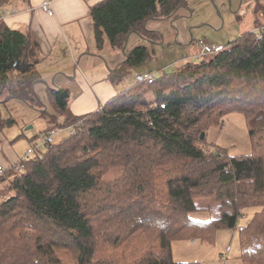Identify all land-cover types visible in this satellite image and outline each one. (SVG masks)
<instances>
[{
    "label": "trees",
    "instance_id": "16d2710c",
    "mask_svg": "<svg viewBox=\"0 0 264 264\" xmlns=\"http://www.w3.org/2000/svg\"><path fill=\"white\" fill-rule=\"evenodd\" d=\"M14 1L0 0V14ZM185 4L103 0L89 10L96 47L106 39L113 50L123 49L129 34L143 36L147 21L170 18ZM256 10L264 16V0ZM254 26L221 51L161 71L150 85L136 83L91 114L73 116L68 91L48 87L60 123L34 92L40 78L33 67L24 74L13 68L35 61L34 44L0 18V107L22 101L47 120V132L75 127L42 153L21 158L20 172L14 164L0 176V264H64L58 253L71 254L66 264H197L174 262L172 243H214L220 229L238 233L243 264H264V25ZM147 58L146 47H135L110 80L120 83ZM1 108L0 132L15 122L2 118ZM232 113L246 119L252 154L205 153L199 133ZM109 167L122 171L114 185L103 181ZM206 199L217 217L190 219L211 211L196 205ZM249 209L257 211L238 227ZM147 231L154 235L151 249L121 263L113 257Z\"/></svg>",
    "mask_w": 264,
    "mask_h": 264
},
{
    "label": "crops",
    "instance_id": "0c3cea01",
    "mask_svg": "<svg viewBox=\"0 0 264 264\" xmlns=\"http://www.w3.org/2000/svg\"><path fill=\"white\" fill-rule=\"evenodd\" d=\"M42 1L44 0L14 1L2 7L0 18L8 28L22 33L34 44L35 49L32 51L36 56L35 61L22 63L31 64V68L33 67L38 74L40 79L34 85V92L43 104L46 114L56 116L57 122L63 121V118L57 116L51 107L47 96L48 87L68 91L70 96L68 109L73 116L79 117L96 112L119 93L129 91L135 86V72L141 70L132 69L128 75L131 79L125 82L126 77L120 82L122 84L119 88L117 85L120 83L114 84L110 80L111 73L125 62L126 54L135 47L144 46L147 49L151 45L157 44L156 46L162 47L168 44V51L175 56L177 53L178 56L186 54V57H180V60H186L185 63L200 60L198 57L200 50L195 46L189 26L179 19V9L167 18L168 20L147 21L143 36L129 34L123 49L113 50L105 39L102 48L98 50L89 10L103 0H47L51 4L52 16L41 9ZM9 9H14V13L4 15L3 12ZM256 18L253 12L245 15L240 27L242 34L252 30ZM212 45L225 46L221 43ZM177 60L169 66L176 64ZM162 69L166 68L148 72L156 75L165 71ZM37 113L40 118V112ZM13 124H16V121ZM25 125L23 130L6 127L0 132V167L4 170L24 156L26 151L19 150L20 144L28 142L30 147L38 140V138L33 140L35 136L33 134L34 131L39 133L41 130L30 131L25 129ZM49 126L51 125L45 120V126L42 127L45 131L41 133L46 134ZM240 219L239 222L242 221Z\"/></svg>",
    "mask_w": 264,
    "mask_h": 264
},
{
    "label": "rangeland",
    "instance_id": "374dc122",
    "mask_svg": "<svg viewBox=\"0 0 264 264\" xmlns=\"http://www.w3.org/2000/svg\"><path fill=\"white\" fill-rule=\"evenodd\" d=\"M260 2L261 0H185L186 4L179 8L178 16L179 19H182V21L189 26L197 48H199L198 43L200 41H204L208 44L221 43L227 45L240 37L242 34L240 30L241 21L245 18V15H248L250 12H253L255 18L259 15L257 17L259 20L257 18L255 20H258L264 25V16H262L260 11L256 10V5ZM165 20L168 19H162V21ZM252 30H255L254 22ZM156 45L147 46L148 58L143 64L134 68V70H141V72H135L134 76L138 73L148 72L149 70L157 72V70L163 67L166 69L162 70H165L166 73H171L186 62V60H180V57H186L185 53L183 55L181 54V56H178L177 53V56H175L174 53L168 51V44L162 45V47ZM206 57L207 56H204L203 58ZM176 59H178V62L169 66L172 62L176 61ZM130 79L131 78L127 77L125 82ZM121 84L122 83L117 85V88H119ZM7 105L2 108L0 107L1 116L4 119L12 118L16 121V124L10 126L11 128H21L23 130L26 124L25 129L31 128L29 129L30 131L35 129L41 130L39 133L43 132L45 128L42 127L45 126V120L44 118L38 117L39 114L37 111L28 107L20 100H10ZM223 119L224 120H220L214 127H206L205 130L199 133V136L201 133H204L203 141L207 142L206 144L203 143L205 153L210 154L214 152L217 154L219 150L230 158L252 154L251 141L245 117L239 113H232ZM223 125L224 128H222ZM32 126H34V128H32ZM37 126H40L42 129ZM49 129L50 126L48 127V130ZM56 131L57 134L53 139V143L68 136L67 130L62 131L58 128ZM34 133L33 135L39 134L37 131H34ZM27 143L28 142H24L23 145L20 144L21 148L19 150L23 149L26 151V149L29 148V143L28 146H26ZM217 147L219 148L217 149ZM120 178H123L122 171L118 168L109 167L103 176V181L114 185V183H117L119 180L121 181ZM196 205L209 206L211 207V211H197L191 213L189 215L190 219L206 223L210 221L211 218L215 219L217 217L214 214L215 203H213L211 199L198 200ZM138 208L134 211L136 212ZM255 211L257 210H242V218L240 217L242 221L238 222V227L249 222ZM151 232L152 231H147L143 234H138L135 238H132L133 241L130 242L131 244L116 250L114 252L115 256L113 257L121 263L129 257L139 255L138 251L145 247L151 249V247L154 246V244L151 243L154 237ZM214 238V243L199 238L173 242L171 245L173 261L178 263L197 264H243L238 257L239 237L235 229L217 230ZM58 255L64 264L71 258V254L69 253H58Z\"/></svg>",
    "mask_w": 264,
    "mask_h": 264
},
{
    "label": "built area",
    "instance_id": "2783aa9c",
    "mask_svg": "<svg viewBox=\"0 0 264 264\" xmlns=\"http://www.w3.org/2000/svg\"><path fill=\"white\" fill-rule=\"evenodd\" d=\"M41 9L49 16H52V8L49 1L44 0L40 4ZM14 9L5 10L3 13L4 15H11L14 13ZM198 46L200 48L198 57L201 59L204 56L212 55L214 53H217L223 49V46L221 45H212L208 44L204 41H200L198 43ZM156 75L152 72H144V73H138L135 76L136 83L143 84V85H150L154 82ZM81 125V123H80ZM224 128V125L223 127ZM64 130L68 131V134H73L75 127L69 126L65 128ZM62 130V131H64ZM57 134V131H50L46 134H41L38 137V140L33 143L25 152L24 156L22 157V160H25L27 158H30L33 156L36 152L42 153L49 145L53 143V138ZM32 137V136H31ZM23 169V166L21 164H16L15 170L16 172H20ZM5 172V170L0 167V176Z\"/></svg>",
    "mask_w": 264,
    "mask_h": 264
},
{
    "label": "water",
    "instance_id": "95a60500",
    "mask_svg": "<svg viewBox=\"0 0 264 264\" xmlns=\"http://www.w3.org/2000/svg\"><path fill=\"white\" fill-rule=\"evenodd\" d=\"M31 64H25V63H19V62H15L13 65V68L16 72L20 73V74H24V73H29L31 70ZM31 129V128H29ZM204 139V133L200 134V140Z\"/></svg>",
    "mask_w": 264,
    "mask_h": 264
}]
</instances>
